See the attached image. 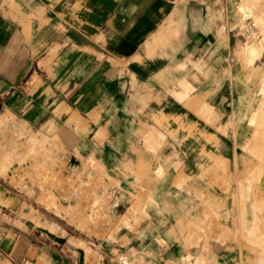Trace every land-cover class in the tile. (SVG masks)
Here are the masks:
<instances>
[{
  "label": "crops",
  "instance_id": "obj_1",
  "mask_svg": "<svg viewBox=\"0 0 264 264\" xmlns=\"http://www.w3.org/2000/svg\"><path fill=\"white\" fill-rule=\"evenodd\" d=\"M229 10L228 0H0V128L24 124L58 143L49 151L82 186L68 194L83 216L110 223L132 205H161L134 184L138 163L175 157L171 135L190 140L194 107L177 93L197 75L209 95L210 78L226 75ZM158 137L166 150L144 148ZM57 236L0 201V264H93L97 249H48Z\"/></svg>",
  "mask_w": 264,
  "mask_h": 264
},
{
  "label": "rangeland",
  "instance_id": "obj_2",
  "mask_svg": "<svg viewBox=\"0 0 264 264\" xmlns=\"http://www.w3.org/2000/svg\"><path fill=\"white\" fill-rule=\"evenodd\" d=\"M228 1L235 55L225 65L226 75L210 78L209 95H203L197 75L193 88L183 85L185 92L177 93L194 107L190 140L171 135L175 157L138 163L146 172L137 174L134 184L161 205H132L110 223L83 216L68 194L82 186L71 172L57 168L63 159L49 151L58 143L42 141L24 124H1V204L17 205L19 220L29 218L59 235L48 249H97L93 264H264V0ZM224 85L226 99L217 101ZM203 115L210 128L198 124ZM167 147L164 137L144 146ZM62 212L69 220L58 223ZM80 232L87 237L76 235ZM1 239L2 246H10L11 237Z\"/></svg>",
  "mask_w": 264,
  "mask_h": 264
}]
</instances>
